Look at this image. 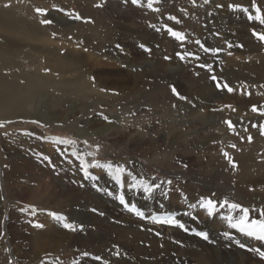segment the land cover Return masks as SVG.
Returning a JSON list of instances; mask_svg holds the SVG:
<instances>
[{
    "label": "rangeland",
    "instance_id": "374dc122",
    "mask_svg": "<svg viewBox=\"0 0 264 264\" xmlns=\"http://www.w3.org/2000/svg\"><path fill=\"white\" fill-rule=\"evenodd\" d=\"M148 2L138 0L134 5L131 0H0V78L12 84V94L22 98L19 105L10 107V111L0 109V123L3 124L0 127V180L4 170L8 172L15 163L27 161L34 163L32 166L51 171L53 177H60L64 185L72 184L75 189L82 190L85 183L79 179L81 158L75 153L79 151L88 164L109 165L107 175L113 181L129 183L133 173L127 177L123 171L119 173V179L116 178V169L126 170L124 165L128 161L131 163L128 154L121 155L124 144L126 146L134 139L148 141L150 133L144 127L150 123L152 129L157 118L173 126L171 121L179 118L203 117L214 126L208 133L217 137L209 141L207 147L181 151L187 159L186 166H195L196 173L223 188L238 185L240 196L244 198L252 195L264 197V186H258L264 183V135L259 130V125L264 124V115H261L264 112V80L251 83L248 80L251 72L244 70L233 56L235 50L245 47L248 55L256 54L257 48L258 55L264 57V42L252 35L253 30L264 33V25L255 19L256 11L252 7L255 3L264 16V0H209L207 4L204 0H195V6L193 0H152L151 8L147 6ZM226 12L230 14V22ZM249 16L253 19L249 20ZM169 17H175L179 23ZM44 20L51 23L44 24ZM118 23L123 29L135 30L125 32ZM169 28L182 33L185 41L181 43L172 37L167 31ZM197 40L200 44L195 43ZM201 45L219 51L206 53ZM185 52L192 53V56L181 60L177 53ZM114 56L121 63L114 62ZM201 64L210 65L211 72L199 67ZM29 76L36 81L37 88L25 95ZM211 76L217 80L213 81ZM217 82L221 84L220 88L216 87ZM224 84L233 91L229 92ZM172 87L186 99H178ZM253 107L257 108L256 112L252 111ZM209 114L216 117L209 118ZM98 115L111 118L121 128L120 135L116 136L119 141L112 138L105 148L80 137L83 132L81 122ZM225 121H230L234 129L230 130ZM253 124L257 127L253 128ZM63 140L75 143L60 142ZM44 145L53 154L42 151ZM146 145L138 143V151H145ZM165 152L141 160L145 162L142 163L148 181L161 186L166 184L161 169H182L176 156ZM69 158L74 162L72 166L67 163ZM92 169L89 167L88 171ZM92 173L89 172L93 181L88 187L96 196L98 178ZM24 175L15 180L24 184L23 188H35L32 178L27 173ZM1 183L0 198L4 207L0 216V248L8 253L9 264H40L42 259L46 262L54 259L56 264H80L83 256L90 264H118L122 261L119 254H110L108 250L97 257L79 254L77 249L66 245V238L61 236L57 240L60 249L46 252L39 260L29 258L30 245L26 239L21 241L19 235L30 234V230L38 228L35 227L39 225L36 215L41 209L35 202L39 194L31 196L21 190L12 192L7 181ZM248 183L254 187H248ZM56 185L59 186L57 182ZM256 206L250 219L259 217L264 202L259 204L260 207ZM55 208L56 211H50L55 217L49 216L58 221V217H63L62 222L72 225L73 233L84 234L85 229L95 227L91 224L95 211L76 208L74 210L78 211L71 219L66 215L71 211L69 204ZM168 217L165 216V220ZM140 220L144 219L140 217ZM185 227L188 231L197 229L190 224ZM16 229L18 237L14 234ZM7 232L14 238L13 244ZM117 241L122 243L123 239L117 237ZM148 246L145 243L147 249ZM17 247L21 249L15 252ZM244 248V252L250 254V247ZM23 253H27L26 256Z\"/></svg>",
    "mask_w": 264,
    "mask_h": 264
},
{
    "label": "bare ground",
    "instance_id": "6f19581e",
    "mask_svg": "<svg viewBox=\"0 0 264 264\" xmlns=\"http://www.w3.org/2000/svg\"><path fill=\"white\" fill-rule=\"evenodd\" d=\"M229 17L230 14L226 12V18H228L230 22L231 20ZM118 27L121 29L123 25L118 23ZM122 30L132 33L135 29L131 31L129 28H122ZM36 50L40 51L42 49L37 48ZM257 50L258 49L256 48V54L248 55V52L244 47L242 50H235V53L233 54V56L238 59L236 60L242 64V68H244V70L248 69V71L251 72H249L250 75L248 80L253 84H257L260 80H264V72L262 73V69H264V57L259 56V51ZM48 52L50 53V51ZM112 59L114 62L121 63V60L117 59L115 56L112 57ZM108 73L111 74V72ZM167 77L169 76L167 75ZM29 80L30 82L27 83L25 95L29 94L31 90L37 88L36 81H34L31 76H29ZM10 88H12V84L5 81L3 78H0L1 111H10V109H12L10 107H16L22 100L20 95L12 94L13 90ZM37 95L39 94L37 93ZM32 99L33 98H28L27 100ZM208 117L212 118L214 116L209 114ZM201 118L202 119H200V117L190 119L179 118L178 121H171L174 127L168 125V122L160 118L155 120V124L157 126H153L152 129L150 128V123L147 124L144 129H147L148 132H146L150 133L148 141L142 140L143 138L141 140L134 139L129 142L130 144L128 143L126 146L124 144V146L121 147V155L125 153L128 154L131 161V163H128V161L127 164L124 165L126 170L123 171L126 172H123V175L128 177L129 173L134 174L129 183L119 184L113 181L107 175L111 168L108 167L109 165L99 164L100 167H93L92 170H89V172H93L92 174L98 178L96 185L99 190L96 196L91 194L92 188L90 189L88 187L89 182L93 181L92 178L89 176L88 179H85L81 170L79 171L80 177H78L82 180L81 183H85L82 190L75 189L72 184L70 186L68 184V186L64 185L61 181L62 179H59L60 177L55 178L53 177L51 171L43 170L36 165L32 166L34 163H28L27 161L21 162V164L19 163L18 165H16L17 163H12L14 165L8 172L5 170L2 172L0 185H3L1 182L4 180L7 181L10 189L12 187V192L21 190L23 193L26 192L31 196L35 194L40 195H37L35 203L37 204V207L41 209H39L40 211L36 215L38 218L37 222L41 225V227L30 230V234L26 233L19 235L21 241L26 239L30 245V248H27L28 251H31L27 256L29 258L37 257L34 259L39 260L46 252L53 253L55 251L53 249L60 247L61 244L58 241L61 237H65L67 240L66 245L72 249H77L76 251L79 254L87 253L97 257L105 254V251L108 250L110 254H119V257L122 260L119 263L122 264H264V260H261L258 255L252 251L248 254L244 252V247L239 246V244H243L245 247H259L261 250H264V243L247 237L236 229L229 227L227 217L232 216L233 222H235V219H237L241 213L237 211H230L227 205L223 208L219 206L220 201H225L227 199L226 201L229 202V199H232V201H234H230L229 203H236L245 207L241 204V202H243L249 205V207L246 205L245 208L256 210V205L259 206L261 202H264V197L260 195L254 196L251 194L252 196L244 198L240 196L239 188H237L238 185H235L236 187L230 185L223 188L220 184L208 181L205 177L196 173V170H193L195 169V166H186L187 159L181 154V151L191 147L193 149L207 147L209 141L217 137L208 133L214 126L204 120L203 117ZM81 123L83 132H80V137L88 139L90 143L100 145L105 148V144L108 145L110 139L117 138L119 141L116 136L120 135V133H118L121 129L120 125L109 117H102L98 115L96 117L85 119L84 122ZM184 123H186V125L188 124V126L186 127V125H183ZM138 143L140 145L147 144L146 150L138 151ZM41 147L42 151L47 152V154L52 153L48 146L44 145ZM59 147H63V144L60 143ZM164 151L173 153L182 169H161L160 172L163 173L166 178V184L160 188H155L154 185H156V183L148 181L149 178L147 179L148 176H146L147 174L143 165L145 162L141 160L143 158H151L153 155ZM78 152L75 153L81 158L79 155L80 152ZM167 152H165V154ZM147 161L148 160H146V162ZM67 163L71 164V166L74 164L70 158ZM25 173L32 178L31 180L34 181L33 185H36L35 188H23L25 185L23 184V186L20 184L21 182L19 183L15 180V178H23ZM168 181H171V184L167 183ZM56 182L59 186H54ZM145 185L152 190L147 191L145 189ZM249 185H251V183H248V187H254V184L251 186ZM26 186L28 187V184ZM258 186H264V183H261ZM106 190H108L107 194L105 193ZM216 195L221 197L217 198ZM121 196H123L125 204L128 207H125L124 204L120 203L119 197ZM238 196L240 198H237ZM202 199H211L217 202L212 216H209L207 214V210L201 207ZM2 203L3 202L0 198V216L3 214L4 206ZM64 203L69 204L71 211H68L66 215L71 216V219L75 217L76 211L79 209L87 208L91 211L95 209L94 216L96 219L92 218L94 216H91V224H94L95 227L91 230L85 229L83 232L84 234H79L78 232L73 233L72 230L64 227L62 219H59L60 221H58L49 216L51 213L50 211H56L55 207ZM133 207L135 209L134 211L128 210ZM76 208L78 210H74ZM36 212L37 210L35 211V214ZM252 212L253 211H250V214ZM100 216L101 218H99ZM141 216L143 217L142 219H144L143 221L140 220ZM165 216L175 219L178 223L190 224L197 229L184 231L179 227L170 226L167 223L156 222L166 221ZM194 217L195 219H193ZM6 229H9V227ZM61 231L65 234L62 235ZM193 232L206 233L207 239L196 236ZM17 233H19L18 230L14 233L16 237H18ZM188 233L197 238L188 236ZM224 233H228L231 238L226 239ZM6 234L9 236V241L13 244L14 238H11L8 232ZM4 237L2 238L4 239ZM117 237L123 239L122 243L117 241ZM207 241L210 243L208 244ZM145 243L150 245L148 246V249L145 247ZM20 249L21 248L17 247L15 252H18ZM26 254L27 253H23L25 256ZM81 259L83 260L80 264H90L88 258L83 256ZM8 260V253L2 248L0 250V264H9ZM51 260L52 261L46 262L42 259L40 264H56V260Z\"/></svg>",
    "mask_w": 264,
    "mask_h": 264
},
{
    "label": "snow or ice",
    "instance_id": "6c2138e0",
    "mask_svg": "<svg viewBox=\"0 0 264 264\" xmlns=\"http://www.w3.org/2000/svg\"><path fill=\"white\" fill-rule=\"evenodd\" d=\"M132 4H137L138 3V0H131ZM209 2V0H204V3L207 4ZM6 7L8 5H5ZM100 5H97V7H99ZM149 8L152 7V0H149L148 2V5H147ZM193 6H195V0H193ZM220 5H218L219 7ZM229 7L231 8H235L237 7L236 5H229ZM253 9H255L256 11V16H255V19L257 21H259L260 24L264 25V16L261 15V12H260V9L257 8L256 4L253 3L252 5ZM38 12H41L42 13V10L40 9H37ZM243 11H248L247 9H243ZM43 14V13H42ZM76 19H80L79 16H76L75 17ZM169 19L171 20H176L175 17H169ZM249 20H252L253 17L252 16H249L248 17ZM42 23L44 24H48V23H51V21L49 20H44L42 21ZM176 23H179L178 20H176ZM167 31L169 32V34L174 37L177 41H180L181 43H183L185 41V36L180 33V32H177V31H174L173 29L169 28L167 29ZM252 35L255 36L258 40L264 42V33H257L255 30H253L252 32ZM195 43L197 44H200V41L197 40L195 41ZM231 46V45H230ZM143 47V46H141ZM201 47L203 48V50L207 53V52H212V53H215V52H218L219 49H209L207 47H204L203 45H201ZM146 51L148 49H145ZM177 56L181 59V60H184L186 57H190L192 56V53H189V52H185L183 54L181 53H177ZM166 59H168V57H166ZM196 59H199V57H196ZM199 67H202V68H205L207 69L209 72H211V66L210 65H206V64H201L199 65ZM213 81H216L217 80V77L215 76H211L210 77ZM216 87L217 88H220L221 87V84L219 82H217L216 84ZM224 88H227V90L229 92L233 91L232 88H230L227 84H224L223 85ZM172 91H173V94L177 96L178 99H181V100H185L186 97H183L181 96L175 87H172ZM252 111L253 112H256L257 111V108L256 107H253L252 108ZM261 115H264V112L261 113ZM33 123H35V121H33ZM226 124H228V127L230 130H233L234 129V125L230 122V121H225ZM0 127H3V124L0 123ZM253 128H256L257 125L256 124H253L252 125ZM245 131H247V129H244ZM259 130H260V133L261 135H264V124H261L259 125ZM249 141H251V136L248 137ZM62 143H65V144H74L75 142L74 141H71V140H63V141H60ZM86 143V142H85ZM231 147H235V145H231ZM87 155H93L92 153H88ZM225 157L227 158V153L225 152L224 153ZM231 163V161H229ZM89 167H100L99 164H88L84 161V159L81 157L80 159V168H81V171L83 172V175L85 177V179H88L89 178ZM123 172V168H117L116 169V178L119 179V173ZM143 183V182H141ZM167 183L171 184V181H168ZM155 188H160L161 185L160 184H156L154 185ZM145 189L147 191H151L152 189L149 188L147 185H145ZM119 200H120V203L121 204H124L125 207H128L126 204H125V201H124V198L123 196L119 197ZM216 204L217 202L216 201H213L211 199H202L201 200V207L202 208H205L207 210V214L209 216H212L213 215V212H214V209L216 207ZM225 205H227L228 209L230 211H237L239 213H241V215L235 219V222H233V217L232 216H228L227 217V220L229 222V227L230 228H234L236 229L237 231H239L241 234L247 236V237H250L252 239H255L257 241H260L261 243H264V209L260 210L259 211V218H255V219H250V211H256L255 209L253 210H250L248 208H245V207H242L241 205L239 204H236V203H229L228 201H220L219 202V206L221 208L225 207ZM128 210L130 211H134V207L133 208H129ZM35 211V210H33ZM93 211H95V209H93ZM138 215H140L139 213H137ZM50 215H53L55 217V214L54 213H50ZM141 218H143L141 216ZM58 219H63V217H58ZM195 219V217L193 218ZM157 223H167L168 225L170 226H174V227H179L181 228L182 230L184 231H188V229L185 227L184 224L182 223H178V221H176L175 219H167L166 221H156ZM35 227H41V225H35ZM64 227L67 228V229H72V225L70 224H64ZM196 235L200 236L201 238L203 239H207V234L206 233H203V232H196L195 233ZM224 236L226 239H230L231 237H229L228 233H224ZM237 243L239 244V242L237 241ZM240 247H245L243 244H239ZM250 251H252L253 253H255L256 255L259 256V258L261 260H264V250H261L259 247H252L249 249ZM85 255H87V253H85ZM98 259V258H97Z\"/></svg>",
    "mask_w": 264,
    "mask_h": 264
}]
</instances>
